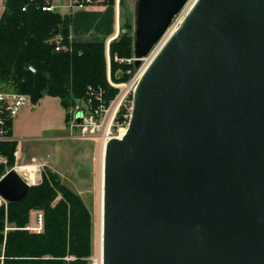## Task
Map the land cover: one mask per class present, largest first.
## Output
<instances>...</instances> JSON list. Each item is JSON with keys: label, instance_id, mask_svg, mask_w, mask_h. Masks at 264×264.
Here are the masks:
<instances>
[{"label": "water", "instance_id": "water-1", "mask_svg": "<svg viewBox=\"0 0 264 264\" xmlns=\"http://www.w3.org/2000/svg\"><path fill=\"white\" fill-rule=\"evenodd\" d=\"M134 1L139 69L190 0ZM31 186L14 169L0 196ZM102 259L264 264V0H196L143 72L105 146Z\"/></svg>", "mask_w": 264, "mask_h": 264}, {"label": "trees", "instance_id": "trees-1", "mask_svg": "<svg viewBox=\"0 0 264 264\" xmlns=\"http://www.w3.org/2000/svg\"><path fill=\"white\" fill-rule=\"evenodd\" d=\"M28 4L29 0H6L0 17V85L9 86L0 89L27 94L33 104L45 94L57 97L69 109L84 100L88 87L93 86L105 90L109 104L119 90L108 81L106 42H74L73 52H58L50 38L60 34L69 42L71 16L45 12L34 5L24 11ZM118 38L110 44V75L114 82L122 83L132 78L127 72L135 67L114 57H133L132 26L123 28ZM127 112L129 109L120 113V121ZM9 125L12 128L13 121ZM17 146L16 140L0 142V156L7 160V166L0 163V179L6 167L15 166ZM33 210L43 212L42 233L11 230L5 235L7 223L18 228L28 225ZM92 229L91 214L81 197L58 174L46 171L42 184L32 186L23 200L0 207V264H87L86 259L93 255Z\"/></svg>", "mask_w": 264, "mask_h": 264}, {"label": "rangeland", "instance_id": "rangeland-1", "mask_svg": "<svg viewBox=\"0 0 264 264\" xmlns=\"http://www.w3.org/2000/svg\"><path fill=\"white\" fill-rule=\"evenodd\" d=\"M121 1H123V4L122 6L120 5L119 10L115 3L108 1V4L115 5L117 11H120L119 22L121 31L128 26H132L134 31L135 1ZM190 7L191 5L186 12ZM62 11L64 12L65 10ZM185 13L184 15L182 14L183 17ZM120 34L111 42L119 39ZM93 38L96 41L106 42L109 64L108 81L110 83L112 80L110 75L111 58L110 47L108 46L111 43L109 44V41H106V37ZM74 42L76 41L70 35L69 42H66V44L74 49ZM117 57L120 59L119 56L115 55V60ZM112 82L114 81L112 80ZM5 86L7 87L8 85L1 84L0 88H6ZM1 91L4 90L0 89ZM131 100L133 101V97H131ZM81 101L83 99L77 101V103H81ZM77 103L71 108L65 109L61 104L60 98L45 94L37 104H33L30 101L26 107L22 108L14 122L13 132L18 140V146L14 153L15 166L12 169L6 167V173L14 169L21 171L22 167L34 166L37 172L32 186L42 184L46 171L58 174L62 183L81 197L92 217L93 255L86 259L87 264H102L103 150L105 146L102 136L104 131L101 130L97 135L83 136L78 128H73L76 123L71 111ZM119 117L120 114L112 129V136H119L120 131L122 132V129L128 127V119L123 115L120 121ZM4 159L6 158L4 157ZM8 203L7 201H2L0 207L3 205L7 207ZM11 230H25L36 234L42 233L44 230L43 212L33 210L30 223L23 228L7 223L5 235ZM2 251H4V246ZM1 259L3 260L4 258L2 257ZM70 259L72 258H66V260Z\"/></svg>", "mask_w": 264, "mask_h": 264}, {"label": "built area", "instance_id": "built-area-1", "mask_svg": "<svg viewBox=\"0 0 264 264\" xmlns=\"http://www.w3.org/2000/svg\"><path fill=\"white\" fill-rule=\"evenodd\" d=\"M109 0H29V4L24 6L23 10L27 11L29 5H34L38 9H42L45 12H57L62 8H66L72 15L78 9H87L94 5H105ZM117 3L120 0H115ZM194 0H192L193 2ZM189 7V6H188ZM188 7L182 13L186 12ZM180 15L174 23L171 31H173L182 21L183 15ZM182 17V18H181ZM170 31V32H171ZM169 32V34H170ZM51 44L54 45L58 52H71L73 48L66 44V39L63 35H54L50 38ZM164 40L154 48V50L145 58L142 59V65L138 70H129L127 73L132 75V78L125 83H114L112 80L110 84L112 87L119 90L116 98L107 104L105 100V90L102 88H95L89 86L86 92V98L77 103L75 108L71 111L73 113L74 122L76 125L73 128H78L83 136L97 135L98 132L103 130L104 144L113 137L112 129L115 126V122L119 114L129 108V112L124 113V117L130 121L133 94L140 80L143 71L151 63L154 57L159 52ZM120 63H127L128 65H134L136 58H116ZM32 72H35L33 67H30ZM31 99L27 94H22L14 91H1L0 92V142H8L12 140L10 136L11 127L10 122L14 121L19 115L22 108L26 107L30 103ZM82 115L81 120L77 118ZM128 125V124H127ZM126 130V129H122ZM120 131V135H121ZM0 162L7 164V160L0 156ZM4 201L0 196V203Z\"/></svg>", "mask_w": 264, "mask_h": 264}, {"label": "crops", "instance_id": "crops-1", "mask_svg": "<svg viewBox=\"0 0 264 264\" xmlns=\"http://www.w3.org/2000/svg\"><path fill=\"white\" fill-rule=\"evenodd\" d=\"M6 0H0V17L5 10ZM63 13L67 14L66 9ZM80 10V9H78ZM71 38L76 42L96 41L93 37H106V41H112L120 33L119 13L115 5L110 3L102 6H92L87 9L75 11L71 16ZM17 118V117H16ZM14 122L12 132L14 131ZM13 140H17L14 132L12 134Z\"/></svg>", "mask_w": 264, "mask_h": 264}, {"label": "bare ground", "instance_id": "bare-ground-1", "mask_svg": "<svg viewBox=\"0 0 264 264\" xmlns=\"http://www.w3.org/2000/svg\"><path fill=\"white\" fill-rule=\"evenodd\" d=\"M167 37H168V35L166 36V38ZM124 133H125V130L122 131L121 135H123ZM103 151L105 152V146H104V150ZM19 172L22 173L23 175H25L28 178V180L30 181L31 184L35 181L36 172H37L36 167H34V166L22 167L21 171H19ZM102 264H103V259H102Z\"/></svg>", "mask_w": 264, "mask_h": 264}]
</instances>
